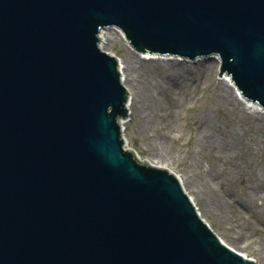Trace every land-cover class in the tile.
<instances>
[{
	"label": "water",
	"instance_id": "1",
	"mask_svg": "<svg viewBox=\"0 0 264 264\" xmlns=\"http://www.w3.org/2000/svg\"><path fill=\"white\" fill-rule=\"evenodd\" d=\"M109 27L140 52L217 54L264 110V0H0V264H256L125 147Z\"/></svg>",
	"mask_w": 264,
	"mask_h": 264
},
{
	"label": "rangeland",
	"instance_id": "2",
	"mask_svg": "<svg viewBox=\"0 0 264 264\" xmlns=\"http://www.w3.org/2000/svg\"><path fill=\"white\" fill-rule=\"evenodd\" d=\"M102 45L122 62L130 93L126 147L175 174L213 232L264 264V114L234 91L240 107L225 97L231 87L215 54L140 52L116 27L105 29Z\"/></svg>",
	"mask_w": 264,
	"mask_h": 264
},
{
	"label": "bare ground",
	"instance_id": "3",
	"mask_svg": "<svg viewBox=\"0 0 264 264\" xmlns=\"http://www.w3.org/2000/svg\"><path fill=\"white\" fill-rule=\"evenodd\" d=\"M104 31H105V29H102V30H100V32H99V39H100V47L103 49V45H102V38H103V36H104ZM123 35V34H122ZM124 41H125V43H126V45L128 46V47H130V48H132L131 46H130V43H129V41L124 37ZM133 49V48H132ZM168 60H170V58L168 59ZM186 60V59H185ZM172 61H174L173 59H172ZM210 64V63H212V62H210V60H206V59H202V60H199L198 62H197V64L198 65H207V64ZM120 72H121V74L123 75V66H122V62L120 61ZM121 75V76H122ZM121 81H122V83H123V85H125V78L122 76L121 77ZM225 81L230 85V87H231V90H229V89H225V97L226 98H228L229 99V101H231L233 104L232 105H237V106H239L240 107V103L237 101V97H238V99H245V98H243V96L240 94V92L238 91V89H237V87H236V85H235V83L233 82V80L231 79V77L230 76H228V75H226V78H225ZM235 92V94H236V96H234L233 94H232V92ZM128 99H129V97H128ZM234 101V102H233ZM246 101V100H245ZM247 102H249L251 105H252V108L254 109V111H255V113H263L264 114V110L262 109V107L258 104V103H256V102H253V101H247ZM128 104V103H127ZM126 107H127V105H126ZM124 124H125V121H123V119H121V125H122V127L124 126ZM123 130H124V128H123ZM208 137H211L210 135L208 136Z\"/></svg>",
	"mask_w": 264,
	"mask_h": 264
}]
</instances>
